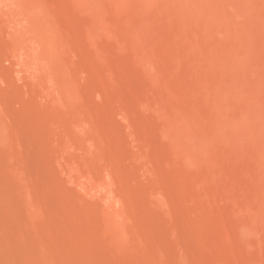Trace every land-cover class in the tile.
Listing matches in <instances>:
<instances>
[{
	"label": "rangeland",
	"instance_id": "374dc122",
	"mask_svg": "<svg viewBox=\"0 0 264 264\" xmlns=\"http://www.w3.org/2000/svg\"><path fill=\"white\" fill-rule=\"evenodd\" d=\"M20 1L0 0V264H264V0H32L66 49L35 58Z\"/></svg>",
	"mask_w": 264,
	"mask_h": 264
},
{
	"label": "bare ground",
	"instance_id": "6f19581e",
	"mask_svg": "<svg viewBox=\"0 0 264 264\" xmlns=\"http://www.w3.org/2000/svg\"><path fill=\"white\" fill-rule=\"evenodd\" d=\"M2 1H4V0H2ZM9 1V0H8ZM15 2H17L18 1V3H19V6L21 5L20 3H21V1L19 2V0H14ZM25 1V0H24ZM35 1H37V0H35ZM35 1H30L28 4H26L27 5V7L29 8H27V10H25V11H27V15H26V17L24 18V19H26V20H31L32 21V24H28L27 22H25V20H24V22H25V24L27 23L28 25L26 26V25H24V27H22V30L20 31V34H19V37H18V42H17V47H19L20 49H22V51H25L26 53H31L32 54V57H34L35 58V52L36 51H38V49L40 48V44H42L41 45V47L42 48H44V50L46 49V51L48 50H51V53L52 54H54L53 53V51L55 52V51H58V52H55V53H61V55H63V53H65L64 52V50H66L65 49V47H63V46H61L62 44H61V42H60V37H59V32H58V29H55L51 24H49V23H47V22H38L37 20H39V18L40 17H42L43 15L41 14L42 12H40L39 10V7H41L42 5H44L43 4V2L40 4V2L39 3H37V2H35ZM99 3H100V1H98ZM97 1H95V2H92V5H94V7L97 9L98 8V5H99V3H98ZM102 3V2H101ZM100 3V4H101ZM50 4V3H49ZM13 5V4H12ZM15 5V4H14ZM17 5V4H16ZM90 5V7H91V4H89ZM18 6V5H17ZM43 7V10H44V6H42ZM50 7V6H49ZM93 7V6H92ZM91 7V8H92ZM20 8H22V7H20ZM14 9V8H13ZM46 9H48V7L46 8ZM93 9V8H92ZM18 10V9H17ZM20 10V9H19ZM23 10V9H22ZM91 10V9H90ZM45 11V10H44ZM92 11V10H91ZM98 11V10H97ZM15 12H16V10H15ZM19 12V11H18ZM93 15H94V10H93ZM16 15V14H15ZM18 17V16H17ZM22 17V16H21ZM44 17H46V15L44 14ZM19 19V18H18ZM42 19V18H41ZM22 20V19H21ZM20 20V21H21ZM45 20V19H44ZM41 21V20H40ZM46 21V20H45ZM22 22H23V20H22ZM31 23V22H30ZM20 25H22V24H20ZM67 47V46H66ZM16 48V47H15ZM42 50V49H41ZM40 51V50H39ZM47 51V52H48ZM68 51V50H67ZM39 53V52H38ZM50 53V52H49ZM50 53V55H52ZM59 53V54H60ZM49 55V54H48ZM58 55V54H57ZM47 56V55H46ZM54 55H52V57H53ZM52 57H50V58H48V59H50L51 60V58ZM53 59V58H52ZM32 60H33V58H32ZM35 62V61H34ZM67 73V72H66ZM68 74V73H67ZM65 76V75H64ZM68 76V75H67ZM66 76V77H67ZM110 77H112V75H110ZM74 78V76H72V78L71 79H73ZM66 79V78H65ZM68 80V79H67ZM70 81V80H69ZM72 82H74L73 80H71V82H69V83H72ZM70 85V84H69ZM76 86V85H75ZM75 86H73V87H75ZM76 88H74V90H75ZM69 90V89H68ZM71 91V90H70ZM73 91V90H72ZM73 93V95H74V91L72 92ZM76 94V93H75ZM127 103H125L126 105L128 104V101H126ZM130 106H131V104H130ZM126 107V106H125ZM133 107V109H134V113H135V106H132ZM127 108H128V106H127ZM122 109V108H121ZM123 110V109H122ZM122 110H121V112H122ZM125 110V109H124ZM123 110V111H124ZM127 110V109H126ZM87 111V112H86ZM81 112V111H80ZM79 112V113H80ZM83 112H85V113H87L88 115L90 114V112L88 111V110H84ZM125 112V111H124ZM85 113H81L82 115H84V116H86V114ZM132 114H133V112H131ZM122 114H123V112H122ZM132 114H130L131 116H133L134 117V115H132ZM1 115V114H0ZM81 115V116H82ZM84 116H82V118L84 117ZM90 116V115H89ZM88 116V117H89ZM1 117V116H0ZM87 117V116H86ZM125 117H128V115L127 116H125ZM85 118V117H84ZM83 118V119H84ZM90 118H92V116L91 117H89V118H87L86 120H87V122L89 121V119ZM85 119H84V121L83 122H85L86 121ZM92 120H93V118H92ZM126 120V121H125ZM124 122L127 124H130L129 123V121H128V119H124ZM86 123V122H85ZM91 123H93V122H91ZM134 124H136V123H134ZM85 125V124H84ZM90 125V124H89ZM137 125V124H136ZM87 126V125H86ZM132 126V125H131ZM126 127V126H125ZM124 127V128H125ZM190 127V126H189ZM125 131V130H124ZM133 131H132V129H131V132H129L127 135H129L130 133H132ZM126 133V132H125ZM131 135V137L132 138H134V137H136L135 136V133L134 134H130ZM129 135V136H130ZM191 135V134H190ZM131 137H128V138H131ZM131 138V139H132ZM94 141H95V139H93ZM92 140V143H95L94 141ZM133 140V139H132ZM134 140H135V138H134ZM95 145V144H94ZM94 145H92V146H94ZM90 147V146H89ZM88 147V148H89ZM96 148H98L97 146H96ZM90 149L91 150H89V152L90 151H92V148L90 147ZM96 150V149H95ZM95 150H93V151H95ZM93 155H94V153H92ZM142 155H143V153H141ZM140 156V155H139ZM141 158V157H140ZM140 158H139V160H140ZM147 158V157H146ZM145 158V159H146ZM152 158V157H151ZM144 159V160H145ZM149 159V158H148ZM143 160V161H144ZM155 160V159H154ZM152 161V160H151ZM145 162V161H144ZM146 163H147V159H146ZM146 163L144 164V166L146 165ZM150 165V164H149ZM147 166V165H146ZM154 167V166H153ZM142 169V168H141ZM147 169V167H145V169L143 168L142 170L145 172V170ZM142 170H141V172H142ZM106 172V171H105ZM109 172V171H108ZM108 172H106V173H108ZM149 172H151V171H149ZM152 172H153V170H152ZM106 173H104V175H106ZM156 173V172H155ZM113 174V173H112ZM83 175V174H82ZM110 175H111V172H110ZM151 175V174H150ZM78 176H81L80 174L78 175ZM109 177V176H108ZM107 177V178H108ZM151 177V176H150ZM152 177H153V174H152ZM157 177V176H156ZM82 178V177H81ZM91 180V179H90ZM112 180V179H111ZM114 180H112V181H110V183H109V185H110V188H112V185L114 186V188H115V184H113L112 182H113ZM106 183H108V182H106ZM111 183H112V185H111ZM84 184V183H83ZM165 186H166V184H164ZM166 187H168V186H166ZM169 189V187L167 188V190ZM112 190V189H111ZM116 190V189H115ZM166 190V191H167ZM110 191V190H109ZM150 192H152L151 190H150ZM159 192V191H158ZM157 192V193H158ZM125 193V192H124ZM127 193V192H126ZM155 193V192H154ZM160 193H161V191H160ZM160 193H158L157 194V196L155 197L154 196V194H151L150 193V195L153 197H155V198H157V197H160V201L162 202V200L165 198H161V196H164V195H162L161 194V196L159 195ZM138 194V193H137ZM114 195H116L115 194V191H114ZM141 194H138V196H140ZM159 195V196H158ZM118 196V195H117ZM117 196H115V197H117ZM126 197V196H125ZM124 197V198H125ZM151 197V198H152ZM154 197L152 198V200L154 199ZM27 198H28V196H27ZM29 198H30V195H29ZM140 198H142L141 196H140ZM148 198H150L149 196H148ZM31 199V198H30ZM158 200H159V198H157ZM116 200H117V198H116ZM115 200V201H116ZM121 200V198L119 197L118 198V202H122V200ZM126 200V199H125ZM142 201H140V202H144V200H143V198L141 199ZM165 200V199H164ZM28 201H29V199H28ZM32 201H33V199H31V204H30V208H31V205H35V206H38L39 204H33V203H36V202H33L32 203ZM129 201V200H128ZM127 201V202H128ZM154 201V200H153ZM155 201H156V199H155ZM160 201H158V202H160ZM167 200H165L164 201V203L166 202ZM148 202V201H147ZM152 202V201H151ZM117 203V202H116ZM132 203V202H131ZM155 203V202H154ZM156 203H157V201H156ZM155 203V204H156ZM113 204V203H112ZM118 204V203H117ZM116 204V205H117ZM120 204V203H119ZM128 204H129V202H128ZM133 204V203H132ZM151 203H149L148 204V206H151L150 205ZM161 203H159V205H160ZM166 204L168 205V203L166 202ZM164 205L163 207H165V208H167L168 206L167 205ZM122 205H124L123 203H122ZM121 204H120V206H122ZM131 205V204H130ZM162 205H163V203H162ZM41 206V205H40ZM141 206H142V204H141ZM152 206H154L153 204H152ZM151 206V208H152V210H154L153 208L154 207H152ZM157 207V206H156ZM34 208V206H32V209ZM39 208V211H41L42 209H40L41 207H38ZM114 208V207H113ZM119 209L118 210H121V208H123L124 209V207H118ZM161 207H159L158 206V208H155V210H159ZM165 208H164V210H165ZM122 209V212H124L125 210H123ZM148 209H150L149 207H148ZM167 209H169V208H167ZM166 209V210H167ZM34 210H36V212L34 211ZM33 211H34V213H37V207H36V209H34ZM163 210V209H162ZM170 210V209H169ZM115 211V210H114ZM155 212V211H154ZM154 212H153V214H154ZM163 212V211H162ZM164 212H166V211H164ZM170 211H168L167 210V213H169ZM41 215H42V212H39ZM120 215H124V213H120V212H118ZM117 213V214H118ZM156 213V212H155ZM159 213V212H158ZM167 213H164V214H166L167 215ZM115 214V213H114ZM126 216V215H125ZM155 216H157V213L155 214V215H153L152 217H154V221H156V223H157V220H155ZM120 217V216H119ZM167 217H170V215L168 214V216ZM166 217V218H167ZM149 218V217H148ZM151 218V217H150ZM176 218V217H175ZM156 219H158V217H156ZM178 219V218H177ZM153 220V219H152ZM179 220V219H178ZM123 221H125V220H123ZM172 221V220H171ZM122 222V221H121ZM121 222H120V224H121ZM153 222V221H152ZM145 223H147V222H145ZM150 223V222H149ZM149 223H147L148 225H150ZM155 225H156V223L155 222H153ZM179 223H181V222H179ZM178 223V224H179ZM124 224V222L121 224L122 226H124L123 225ZM151 225L153 226V224L151 223ZM158 225V224H157ZM121 226V228H122V230H121V232L123 231V228L124 227H122ZM169 226V225H168ZM168 226H162L163 228H166V227H168ZM179 226V225H178ZM181 226H182V224H181ZM120 227V226H119ZM159 227H160V225H159ZM170 229H171V227H169ZM179 228H181V227H179ZM155 229H156V227H155ZM159 229V228H158ZM168 229V228H167ZM151 230V229H150ZM172 230L173 229H171V231H170V233H172ZM124 231H126L125 229H124ZM158 231H160V230H158ZM162 232L164 231V230H161ZM174 231V230H173ZM167 232H169V229H168V231ZM166 231H164L163 233L164 234H166L167 233ZM175 232V231H174ZM122 233H124V232H122ZM162 233V234H163ZM175 234V233H174ZM123 235H125V233L123 234ZM172 235H173V233H172ZM193 263V262H192ZM187 264H189V263H187Z\"/></svg>",
	"mask_w": 264,
	"mask_h": 264
}]
</instances>
